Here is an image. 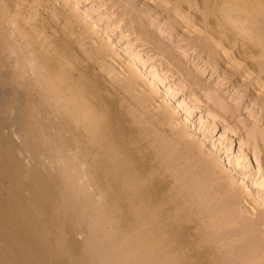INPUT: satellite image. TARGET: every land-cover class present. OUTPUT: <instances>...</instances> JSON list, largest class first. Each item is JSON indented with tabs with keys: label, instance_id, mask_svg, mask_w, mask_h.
Here are the masks:
<instances>
[{
	"label": "rangeland",
	"instance_id": "obj_1",
	"mask_svg": "<svg viewBox=\"0 0 264 264\" xmlns=\"http://www.w3.org/2000/svg\"><path fill=\"white\" fill-rule=\"evenodd\" d=\"M217 1L0 0V41L86 75L169 214L216 258L264 264V0ZM58 226L44 264H99L97 238ZM109 234L97 244L132 260Z\"/></svg>",
	"mask_w": 264,
	"mask_h": 264
},
{
	"label": "bare ground",
	"instance_id": "obj_2",
	"mask_svg": "<svg viewBox=\"0 0 264 264\" xmlns=\"http://www.w3.org/2000/svg\"><path fill=\"white\" fill-rule=\"evenodd\" d=\"M34 52L0 41V264H44L54 222L78 223L63 235L72 229L97 238L86 246L99 264L136 263V256L140 264L251 261L216 258L219 245L199 244L190 225L169 214L163 191L119 137L96 84L72 69L58 74L57 62ZM55 208L63 209L56 221ZM110 230L128 235L132 260L121 249L115 262L112 244H97L109 242Z\"/></svg>",
	"mask_w": 264,
	"mask_h": 264
}]
</instances>
